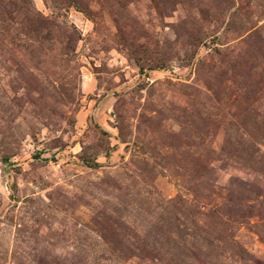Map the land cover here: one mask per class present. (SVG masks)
Wrapping results in <instances>:
<instances>
[{
  "label": "rangeland",
  "instance_id": "1",
  "mask_svg": "<svg viewBox=\"0 0 264 264\" xmlns=\"http://www.w3.org/2000/svg\"><path fill=\"white\" fill-rule=\"evenodd\" d=\"M0 264H264V0H0Z\"/></svg>",
  "mask_w": 264,
  "mask_h": 264
}]
</instances>
